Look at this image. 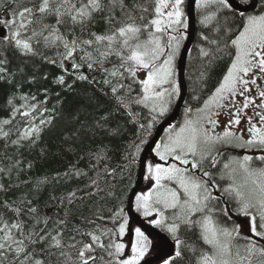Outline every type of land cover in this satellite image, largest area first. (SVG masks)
I'll return each mask as SVG.
<instances>
[{
    "label": "snow or ice",
    "instance_id": "1",
    "mask_svg": "<svg viewBox=\"0 0 264 264\" xmlns=\"http://www.w3.org/2000/svg\"><path fill=\"white\" fill-rule=\"evenodd\" d=\"M244 2L248 3L249 0ZM4 3L6 0H0V4ZM150 3L152 13L151 19L147 22L144 14L149 12V8L146 4L135 3L129 8L124 0H108L107 5L104 0H39L38 4H33L31 7L14 8L9 17L0 20V23L10 32L6 39L22 56L37 55L34 43L42 42L45 47L63 49L58 53L62 57L58 66L65 72L75 69L73 74L78 80H88V76L80 71L86 65L90 71L99 67L106 74V78L102 81L105 85L112 83L111 78L131 80L127 86L113 85L111 87L113 94L125 87L130 94L132 84L138 83L142 95L135 98L134 102L149 108L154 113L151 119L155 122L158 117L166 114L169 105L180 95V86L175 79L174 61L181 47V41L185 39L181 29H186L188 25L183 7L185 0H150ZM210 5L231 7L229 0H198V7ZM117 8L121 12L120 19L115 16ZM105 10L108 12L105 20L110 25L106 32L103 34L93 32L90 38L76 35L77 26L83 32L94 15ZM137 11L139 15H136ZM50 18H54V22H47ZM212 18L205 16L202 23ZM114 20L115 24L112 23ZM66 24L70 26L67 33L61 31V27ZM3 35L4 33L0 32V36ZM230 44L233 48L230 66L212 94L203 106L197 109L193 118H185L178 130L175 126L170 128L166 142L155 146V153L160 160L171 157L183 167L178 166L177 163H172L168 167L148 164L147 171L155 181V187L136 196L137 210H142L145 217H152L155 214L158 218L151 220L150 223L165 229L175 241L174 257L165 259L164 264H173V259L182 256L180 246L183 242L178 237L181 223L189 226L198 225L200 237L208 246V250L201 251L198 264H264V243H262L264 241V88L257 83L258 80L264 81V14L247 16L241 25V30L230 40ZM200 51L203 56L209 55L204 48ZM111 57H115L119 63L114 64L111 69L105 68L104 65ZM161 57L164 59L161 60ZM64 61H69L70 65L66 67ZM49 62L57 63L55 60ZM6 64V58L0 59V79L6 77L7 68L4 67ZM140 71L145 73L144 79L137 78V73ZM58 82L65 83L63 75L58 78ZM165 85L170 87L165 88ZM250 86H255L257 98L261 103L256 104V98L247 95L252 91ZM237 96L242 98V102L237 101ZM21 99L26 102L23 105L24 110L21 111L19 107L13 105L12 99H9L8 103L13 105L11 118L0 121V138L7 140L10 132L5 130V126L10 125L17 114L27 118V126L20 130L17 139L11 142L17 147H22L24 141H31L34 144L39 139L43 126L51 123L50 118H42L38 124L35 123L37 115L42 116L43 111L39 110L38 104L27 103L30 99L27 95H22ZM31 99L35 100V97ZM118 99L121 104L127 106L124 97ZM250 106L253 107L252 115L246 112ZM224 109L230 110L228 114L231 118L225 124L223 131L218 133L215 131L219 126L216 117ZM188 112H191V109H187L186 114ZM242 116L246 118L247 138L243 130H233L240 125ZM254 117L258 119L254 120ZM101 119L106 120L107 116ZM98 126L103 127L99 123ZM140 127L145 126L142 124ZM147 127L151 129L152 124ZM218 145L243 148L248 151L256 150L262 154L230 157L222 165L223 171L220 173V179L229 183L221 188L212 179L213 173L205 168L206 162L211 167H215L218 163L216 158ZM140 150V146H137V154ZM254 160L259 161L260 166H253ZM18 165L19 162L16 166ZM194 170L201 174L198 175ZM2 171L3 169L0 168V172ZM75 175L80 173L76 172ZM163 181L174 182L179 190L167 187ZM2 188L3 185H0V189ZM217 192L220 195L214 194ZM74 196V192L70 194V203ZM225 196L234 201L237 215L249 217L250 236H242L239 225L233 224L232 227H227L213 215L217 209L212 206V202H221ZM223 202L227 203V201ZM168 209L178 210L173 215L171 223L166 222L168 218L164 214ZM10 210L19 217V208ZM220 210L228 216L229 209L226 206L221 207ZM28 211L35 213L36 209L30 208ZM197 213L201 214L200 218L193 220V216ZM122 214L123 209H120L115 215L122 216ZM126 224V220L120 224V235L124 234ZM76 231L79 232L80 229L77 228ZM110 231L97 226L93 231L82 233L90 237L91 242L83 244L76 260H73L70 253L62 250L65 247L62 232L56 235L51 233L38 235L33 230H29L26 233L24 221L16 219L10 222L0 216V264H5V261H8V264H44L41 259L35 258L29 246L43 243L49 236L51 239L48 247L61 249L60 255L65 257L63 264H90V262L94 264L97 259L94 255L96 248L102 249L111 258L105 261L103 256L99 257L103 264H154L151 259H146L153 247L154 238L150 239L144 231L136 228V240L130 247L131 255L121 258L124 256L126 245L111 240L106 244L103 240ZM75 239V236L71 237V240L75 241ZM237 239H242L246 243L236 244ZM67 247L74 249L76 243H69Z\"/></svg>",
    "mask_w": 264,
    "mask_h": 264
},
{
    "label": "trees",
    "instance_id": "2",
    "mask_svg": "<svg viewBox=\"0 0 264 264\" xmlns=\"http://www.w3.org/2000/svg\"><path fill=\"white\" fill-rule=\"evenodd\" d=\"M237 1L247 5L251 0L248 3L244 0ZM187 2L188 0H185L183 7L188 25ZM38 3L39 0H6V3L0 4V20L7 19L14 8L31 7ZM104 3L107 5L108 0H104ZM124 3L129 8L135 3L146 4L149 12L144 14L145 22L151 19L150 0H124ZM196 7L197 30L186 68L188 96L175 128L184 122L186 110L191 109V115L196 113L222 80L232 60L233 48L230 40L235 38L249 16L234 11L231 7L210 5L201 8L198 7V2ZM263 11L264 0H260L259 9L253 15ZM139 14L137 11L136 15ZM107 15V10L96 13L83 32L79 26L75 28L76 35L90 38L93 32L103 34L110 27L105 20ZM115 16L117 19L121 18L118 8ZM205 16L213 18L202 23ZM47 22H54V18ZM112 23L115 24L116 21ZM3 26L4 24L0 23V28ZM69 27L67 24L63 25L61 31L67 33ZM181 31L185 39L181 41L175 62H178L179 53L185 45L188 26ZM8 33L10 35L9 31ZM34 48L37 55L22 56L10 41L0 38V59H7V64L4 65L7 68L6 77L0 79V121L11 118L13 105L21 111L24 110L23 105L26 102L21 99L22 95L30 98L27 103L38 104L39 110L43 111L42 116L37 115L35 123L38 124L42 118L51 119L50 124L43 126V131L34 144L24 141L22 147H17L11 142L17 139L20 130L27 126V118L17 114L12 123L5 126L10 135L7 140L0 138V168L3 169L0 172V185H3L0 189V216L10 222L16 219L24 221L26 233L29 230L38 235H56L62 232L65 245L62 250L70 253L73 260H76L83 244L91 242L90 237L82 233L93 231L97 226L111 230L108 236L103 237L106 244L111 240L126 245L122 237L128 231V199L136 186L141 155L153 139L157 127L173 110L178 97L172 109L153 122L151 117L154 113L134 102L135 98L142 95L138 83L132 84L130 94L126 87L113 94V85L127 86L131 80L111 78L112 83L105 85L102 81L106 74L99 67L90 71L85 65L80 71L88 76V80L81 81L73 74L75 69L65 72L58 66L62 58L58 53L63 51L62 48L45 47L42 42L34 43ZM201 48L207 50L209 55L203 56ZM51 60L57 63H50ZM77 62H80L78 58ZM118 63L115 57H111L104 67L111 69ZM64 64L68 67L70 62L64 61ZM62 75L64 84L58 82ZM137 78L139 79L138 73ZM33 96L35 100L31 99ZM118 97H124L127 106L121 104ZM9 99H12L13 105L8 103ZM104 116H107L106 120L101 119ZM98 123L103 127H99ZM142 124L144 128L140 127ZM149 124H152L151 129L147 127ZM137 146L141 149L138 154ZM76 172L80 175H75ZM45 180L46 182H42ZM73 192L75 196L71 198L70 203L69 196ZM16 208L20 209L19 217L10 210ZM30 208H35L36 212H29ZM120 209H123L122 216H116ZM217 215L216 219L221 220V224L225 222L227 227H230L232 219H229V214ZM125 220L126 229L124 234L120 235L119 226ZM236 220L237 223L241 221L239 218ZM77 228L80 229L79 232L76 231ZM158 229L163 231L162 228ZM163 232L172 239L166 230ZM73 236L75 241L71 240ZM178 237L183 242L180 246L182 256L173 259V264H198L201 251L208 250V246L200 237L199 227H184L179 230ZM50 239L49 236L43 243L30 245L29 250L44 264H63L65 257L60 255L61 249L48 247ZM69 243H76V248H68ZM235 243L243 245L246 241L240 239ZM129 252L130 249L126 245L124 256L121 258L127 257ZM95 255L97 259L94 264H103L99 259L101 256L105 261L111 259L99 248H96ZM151 257L152 255L146 259ZM5 264H8V261H5Z\"/></svg>",
    "mask_w": 264,
    "mask_h": 264
},
{
    "label": "water",
    "instance_id": "3",
    "mask_svg": "<svg viewBox=\"0 0 264 264\" xmlns=\"http://www.w3.org/2000/svg\"><path fill=\"white\" fill-rule=\"evenodd\" d=\"M198 0H188L187 4V16L189 29L187 32V40L181 52L180 58L177 64V75H178V84L180 86V95L177 101L176 106L174 107L172 113L158 126L155 135L151 142L145 148L141 160L140 168L138 172V179L136 186L132 191L127 206V214L129 217L128 225V240L129 246L133 244L135 232L134 228L138 227L149 236L150 239H153L154 245L152 251L156 252L157 255L151 257L154 264H164L165 259H172L175 253V243L171 241L166 235L159 232L157 229L148 225L135 211V200L136 196L144 189L147 163L149 158H155L154 151L155 146L160 143L165 132L176 125L180 119L182 110L184 108L187 96H188V87L186 82V68L188 63V58L195 42L196 30H197V18H196V5ZM232 10L237 11L243 15H251L256 13L259 8L260 0H251V3L248 5H242L237 0H229ZM255 4V7H253ZM95 255V252H94ZM96 256V255H95ZM92 263V262H90Z\"/></svg>",
    "mask_w": 264,
    "mask_h": 264
},
{
    "label": "rangeland",
    "instance_id": "4",
    "mask_svg": "<svg viewBox=\"0 0 264 264\" xmlns=\"http://www.w3.org/2000/svg\"><path fill=\"white\" fill-rule=\"evenodd\" d=\"M260 14H264V11L262 12V13H260ZM4 27V26H3ZM181 53V52H180ZM180 53H179V57H180ZM164 59V57H161V60H163ZM179 59V58H178ZM178 61V60H177ZM176 64H177V62H175L174 61V66H176ZM69 66V65H68ZM71 71H72V69H71ZM138 77H139V79H144L145 78V73L143 72V71H140V72H138ZM176 81H177V72H176ZM257 83L258 84H260L261 85V88H264V81H260V80H258L257 81ZM165 88H167V87H170L169 85H165L164 86ZM251 88H252V91L250 92V93H247V95H250V96H252V97H254V98H256V104H259V103H261V101H260V99L259 98H257V93H256V88H255V86H250ZM158 90H163V89H158ZM236 99H237V101L238 102H242V98L241 97H239V96H237L236 97ZM174 102H175V100H173V102L169 105V107H168V111H170V109H172V106H173V104H174ZM149 109V108H148ZM257 111H259V109H256ZM167 111V112H168ZM229 109H224V110H221V112H220V115L218 116V117H216V119L219 121V126L215 129V131L216 132H222L223 131V129H224V126H225V124H227L228 123V121L230 120V115L228 114L229 113ZM166 112V113H167ZM246 112H247V114L248 115H252V112H253V107L252 106H250L249 107V109H247L246 110ZM195 114L196 113H194V114H190L189 112L185 115L186 117L185 118H193L194 116H195ZM191 115V116H190ZM256 119H258V117H254V120H256ZM183 123L184 122H182V124L179 126V127H181L182 125H183ZM179 127H177L176 129L178 130L179 129ZM233 130H235V131H241V130H243V132H244V135H245V138H247V123H246V118L245 117H243L242 116V118H241V123H240V125L239 126H236ZM167 136H168V130H167V132L165 133V136H164V138H163V140H162V144L164 143V142H166V140H167ZM160 143V144H161ZM161 144V145H162ZM217 149H218V152L219 151H221V152H223V154H222V164H221V172L223 171V168H222V165L225 163V162H227L228 160H229V158L230 157H233V156H235V157H242L243 155H253V156H257V155H260V154H262V153H260V152H257L256 150H252V151H248V150H246V149H243V148H237V147H228V146H223V145H219V146H217ZM155 155H156V153H155ZM156 157L160 160V158L156 155ZM154 160H149V162H148V164H152L153 166L155 165L154 164ZM161 162H164V163H168V162H174V163H177V165L178 166H180V167H182L183 165H179V162L178 161H174V160H172V158L171 157H169L167 160H161ZM206 164V163H205ZM161 166H163V167H168L169 165H166V164H164V165H161ZM253 166H260V162L259 161H257V160H254L253 161ZM220 172V173H221ZM169 182V184H166V182L165 181H163V183L164 184H166L167 185V187H169V188H177L178 189V185H176L174 182H171V181H168ZM223 182H228L227 180H220V182L219 183H217V184H219L220 186H221V188H223V187H225V186H227V184L229 183H223ZM149 187H151V189L149 190V191H151L152 190V188H154L155 187V181L151 178V176H150V174L148 173V171L146 172V177H145V190H147ZM144 190V191H145ZM179 190V189H178ZM145 193V192H144ZM217 193H219V192H217ZM141 194V193H140ZM215 194V193H214ZM183 198V197H182ZM139 211V213L140 214H142V210H138ZM166 211V210H165ZM47 213H49V211L47 210ZM164 214H165V212H164ZM143 215V214H142ZM173 215H174V213H173ZM172 215V216H173ZM196 215H201L200 213H197ZM195 215V216H196ZM172 216L170 217V219L168 218V216H166L168 219H167V223H171L172 222ZM144 217V219H146L147 220V223L149 224V225H151V226H155V225H153V224H151L150 223V221L151 220H153V219H155V218H158V217H156L155 216V214L152 216V217H145V216H143ZM200 217H197V219H199ZM236 218H239V219H241V221H239V223H237V220H236ZM231 219L237 224V225H239L240 226V232H241V235L243 236V235H251V232L249 231V227H250V220H249V217H245V216H243V215H237L236 214V212L234 211L233 212V214H232V216H231ZM169 220V221H168ZM178 223H179V221H177ZM219 222H221V220L219 221ZM223 223V225H225V226H227L226 225V223L225 222H222ZM233 225H230V227H232ZM136 229V228H135ZM135 229H134V231H135ZM163 229V228H162ZM164 230V229H163ZM178 235H179V232H178ZM127 234H125L122 238H123V240L125 241V243H126V245H127V247H128V244H129V242L127 241ZM135 237H136V235H135ZM238 241L240 240V239H237ZM154 253L152 252V249H151V251H150V253H149V256H151V255H153ZM131 255V252H129V255L128 256H130ZM147 258V257H146Z\"/></svg>",
    "mask_w": 264,
    "mask_h": 264
},
{
    "label": "flooded vegetation",
    "instance_id": "5",
    "mask_svg": "<svg viewBox=\"0 0 264 264\" xmlns=\"http://www.w3.org/2000/svg\"><path fill=\"white\" fill-rule=\"evenodd\" d=\"M219 146V145H218ZM222 154H223V152H221V151H219L218 152V154H217V156H216V158H217V160H218V163L216 164V166L215 167H211L210 165H208L207 164V162H206V164H205V168L208 170V171H210V172H212L213 173V176H212V179L216 182V183H219L220 182V172H221V164H222ZM190 167V166H189ZM194 171H197V170H194ZM197 174L199 175V174H201L199 171H197ZM204 179H208V178H204ZM223 183H228V182H223ZM226 187V186H225ZM216 195H220V193H215ZM223 201H227V203L226 204H224V202ZM223 201H221V202H217V201H213L212 202V206H214V207H216V212L213 214L215 217H217L218 215V213H222L223 214V212L220 210L221 209V207H224V206H226L228 209H229V213H232V212H234L235 211V207H236V205H235V203H234V201H232V200H230L228 197H224L223 198ZM176 211H178V210H173V209H168V210H166L165 211V216H168V218L170 219V217L173 215V213L175 214V212ZM201 215H196V216H193V220H198L197 219V217H200ZM173 217V216H172ZM230 217H231V215H230ZM169 221V220H168ZM230 221V220H229ZM230 223H234L235 224V222L232 220V221H230ZM184 227H187V229H196V228H198V225H195V224H193V225H191V226H189V225H185V224H182L181 223V225H180V229L179 230H181L182 228H184ZM156 228H158V227H156ZM161 231V230H160ZM163 231H165V230H163ZM163 231H161V232H163ZM164 233V232H163ZM165 235H167L166 233H164ZM168 236V235H167ZM153 245H154V242H153ZM154 254L152 255V257H154L155 255H157V253L156 252H153Z\"/></svg>",
    "mask_w": 264,
    "mask_h": 264
},
{
    "label": "bare ground",
    "instance_id": "6",
    "mask_svg": "<svg viewBox=\"0 0 264 264\" xmlns=\"http://www.w3.org/2000/svg\"><path fill=\"white\" fill-rule=\"evenodd\" d=\"M55 212V211H54Z\"/></svg>",
    "mask_w": 264,
    "mask_h": 264
}]
</instances>
